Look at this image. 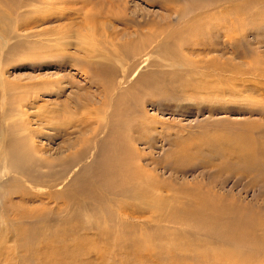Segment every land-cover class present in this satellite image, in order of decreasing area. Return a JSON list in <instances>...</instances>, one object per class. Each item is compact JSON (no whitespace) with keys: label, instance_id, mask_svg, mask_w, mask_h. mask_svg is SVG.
I'll return each mask as SVG.
<instances>
[{"label":"rangeland","instance_id":"rangeland-1","mask_svg":"<svg viewBox=\"0 0 264 264\" xmlns=\"http://www.w3.org/2000/svg\"><path fill=\"white\" fill-rule=\"evenodd\" d=\"M64 245L264 264V0H0V264Z\"/></svg>","mask_w":264,"mask_h":264},{"label":"bare ground","instance_id":"bare-ground-1","mask_svg":"<svg viewBox=\"0 0 264 264\" xmlns=\"http://www.w3.org/2000/svg\"><path fill=\"white\" fill-rule=\"evenodd\" d=\"M246 145V144H245ZM250 146V145H249ZM247 149V148H246ZM250 149V148H249ZM120 160V159H119ZM127 161V159H126ZM126 164V163H125ZM64 205V204H63ZM65 206H69V204L65 205ZM64 206V208H65ZM63 208V209H64ZM197 208H199V206L197 205ZM65 211V210H64ZM70 245V244H69ZM47 247V246H46ZM45 248V247H44ZM47 249V248H46ZM62 249V250H61ZM66 249H70V247H67L66 245L63 246V248L61 247L60 249H56V248H52V246H49L47 249V252L44 254L47 257V261H49V264H53L55 263L56 258H58L57 256H60L61 258L67 259V258H75V257H79V256H87L89 251L84 252L83 254L79 255L77 254V252L75 251L74 247L73 249L66 250ZM99 252V251H98ZM90 253V252H89ZM42 258V257H41ZM44 258V257H43ZM45 260V259H44ZM228 260V259H227ZM53 262V263H52ZM64 262V261H63ZM45 264V263H44Z\"/></svg>","mask_w":264,"mask_h":264}]
</instances>
